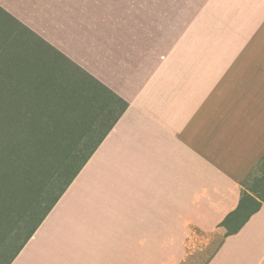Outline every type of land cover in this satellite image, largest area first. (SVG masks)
<instances>
[{
  "label": "crops",
  "instance_id": "obj_1",
  "mask_svg": "<svg viewBox=\"0 0 264 264\" xmlns=\"http://www.w3.org/2000/svg\"><path fill=\"white\" fill-rule=\"evenodd\" d=\"M154 3L170 19L154 55L106 84L123 108L91 159L90 216L18 209L0 170V264H264V200L233 231L264 157V0Z\"/></svg>",
  "mask_w": 264,
  "mask_h": 264
},
{
  "label": "rangeland",
  "instance_id": "obj_2",
  "mask_svg": "<svg viewBox=\"0 0 264 264\" xmlns=\"http://www.w3.org/2000/svg\"><path fill=\"white\" fill-rule=\"evenodd\" d=\"M154 2L0 0V170L18 209L90 216L91 159L123 108L106 84L154 55L170 20ZM263 178L264 160L246 184L256 200Z\"/></svg>",
  "mask_w": 264,
  "mask_h": 264
},
{
  "label": "trees",
  "instance_id": "obj_3",
  "mask_svg": "<svg viewBox=\"0 0 264 264\" xmlns=\"http://www.w3.org/2000/svg\"><path fill=\"white\" fill-rule=\"evenodd\" d=\"M263 160H264V157L261 161H263ZM259 178L261 179L262 177H259ZM247 195L248 196H247V199L245 201V204H242V202H241V205L235 211V213H238V215H239V222L233 231L240 229L249 220V218L255 212H257L261 207L260 201L256 200L255 197L250 195V194H247ZM243 196H244V194H243ZM261 199L264 200V197H262Z\"/></svg>",
  "mask_w": 264,
  "mask_h": 264
}]
</instances>
